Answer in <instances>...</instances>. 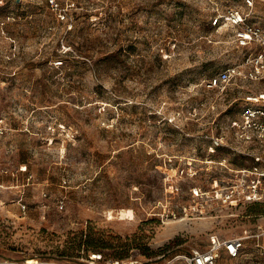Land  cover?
Segmentation results:
<instances>
[{"label":"rangeland","instance_id":"rangeland-1","mask_svg":"<svg viewBox=\"0 0 264 264\" xmlns=\"http://www.w3.org/2000/svg\"><path fill=\"white\" fill-rule=\"evenodd\" d=\"M56 2L0 0V264L86 249L186 264L213 237L264 229V201L214 198L234 157L210 147L234 144L241 93L263 87H205L242 55L211 21L244 0ZM252 16L264 29V0Z\"/></svg>","mask_w":264,"mask_h":264},{"label":"built area","instance_id":"built-area-1","mask_svg":"<svg viewBox=\"0 0 264 264\" xmlns=\"http://www.w3.org/2000/svg\"><path fill=\"white\" fill-rule=\"evenodd\" d=\"M53 9H59L56 0H47ZM255 0H244L246 10L229 8L223 14H217L211 21L212 25H228L233 33L235 47L242 52L239 60L225 66L218 73L208 77L205 81L207 89L227 90L230 85H237L238 81L259 83L263 87L259 90L243 91L238 107V116L231 123V134L234 144L225 142L223 137L215 141L214 149L224 148L233 157L243 160L240 165L234 164L231 159L223 158L220 165L227 167L229 164V177L221 184L220 192L214 198L231 205L243 202L264 201V29L261 24L252 19ZM58 17L64 19L63 13ZM3 127L0 125V134ZM246 146V147H244ZM254 146L256 152H249L247 147ZM227 162V163H226ZM226 163V164H224ZM212 187L220 188L217 180ZM264 237V229L250 236H239L226 239L211 238L204 250H193L189 254L177 255L186 264H217L221 254L230 258L241 256L246 241L255 242ZM80 263L73 264H148L147 260L136 254L126 257H105L99 251L83 250L78 258ZM10 264V263H5ZM24 264H36L26 263Z\"/></svg>","mask_w":264,"mask_h":264},{"label":"crops","instance_id":"crops-1","mask_svg":"<svg viewBox=\"0 0 264 264\" xmlns=\"http://www.w3.org/2000/svg\"><path fill=\"white\" fill-rule=\"evenodd\" d=\"M258 242H259V247H255L254 246V243L255 242H252V245H251V250H249V252L251 253V254H246V253H244V251L242 250V253L241 254H243V255H241L240 257H238V258H233V260H238V261H243L242 259H246V261H249V260H254V259H256V257L254 258V257H251L252 256V254L253 255H264V237H261L259 240H258ZM248 255V256H247ZM251 255V256H250ZM245 256V258H243ZM251 257V258H250ZM263 259L262 260H257V262L255 263V264H264V257H262ZM253 264V263H252Z\"/></svg>","mask_w":264,"mask_h":264},{"label":"trees","instance_id":"trees-1","mask_svg":"<svg viewBox=\"0 0 264 264\" xmlns=\"http://www.w3.org/2000/svg\"><path fill=\"white\" fill-rule=\"evenodd\" d=\"M216 150H223V151H226V149H224V148H216ZM215 152V151H214ZM213 152V153H214ZM233 162H234V160H238V158L237 157H234L233 159H231ZM257 203H259V202H257ZM85 253H87L88 251H97V249H91V250H88V249H86V250H83ZM80 257V253L78 252L77 253V255H75V256H72V257H65V258H62V259H64V261L63 262H65V263H67V264H71V263H80V261L78 260V258ZM120 257V256H119Z\"/></svg>","mask_w":264,"mask_h":264},{"label":"bare ground","instance_id":"bare-ground-1","mask_svg":"<svg viewBox=\"0 0 264 264\" xmlns=\"http://www.w3.org/2000/svg\"><path fill=\"white\" fill-rule=\"evenodd\" d=\"M28 263H31V262L28 260ZM2 264H5V263H2Z\"/></svg>","mask_w":264,"mask_h":264}]
</instances>
